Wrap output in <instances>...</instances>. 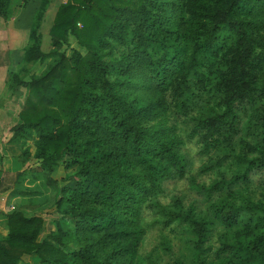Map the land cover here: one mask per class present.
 Returning a JSON list of instances; mask_svg holds the SVG:
<instances>
[{
  "label": "trees",
  "instance_id": "16d2710c",
  "mask_svg": "<svg viewBox=\"0 0 264 264\" xmlns=\"http://www.w3.org/2000/svg\"><path fill=\"white\" fill-rule=\"evenodd\" d=\"M13 1L0 0L5 21ZM37 29L24 62L54 63L28 82L11 75L27 96L9 142L26 146L35 136L34 152L23 154L46 175L75 170L55 201L73 228L57 221L39 241L43 219L12 211L0 264L25 255L39 264H144L145 211L186 238L193 256L170 264H264V202L241 191L264 169V0H68L53 19L48 54ZM168 113L190 125L200 155L216 156L198 176L218 172L219 181L190 180L211 217L180 198L158 201L163 184L183 180L188 167ZM217 227L227 234L212 262L203 247Z\"/></svg>",
  "mask_w": 264,
  "mask_h": 264
},
{
  "label": "rangeland",
  "instance_id": "374dc122",
  "mask_svg": "<svg viewBox=\"0 0 264 264\" xmlns=\"http://www.w3.org/2000/svg\"><path fill=\"white\" fill-rule=\"evenodd\" d=\"M68 0H48L42 6V0H14L12 3V16L5 21L0 18V240L8 235L6 215L12 211H22L27 216H39L43 219V230L39 241L49 233L55 231V222H61L65 228L72 229L73 223L62 217L56 210L55 201L59 197V190L75 173L74 169L65 171L59 166L54 173L46 175L41 171L39 163L23 154L25 149L34 152L35 136L26 140V146L20 143H10L11 130L18 123V114L23 108L27 96V89H14L10 85V77L17 74L25 82L38 78L54 63V59L33 63L24 62L25 49L30 45L29 34L35 22L38 23L37 34L40 40V49L48 54L50 45L49 30L52 26L56 11L61 4ZM69 44L74 51L80 48L73 38ZM68 54H71L70 52ZM169 121L177 125L178 131L184 138L181 153L185 157L188 167L183 180H169L163 184V192L158 201L163 205L172 204L173 200L180 198L183 208L193 207L201 216L211 217L208 204L200 190L191 187L190 180L195 178L196 184L207 187L219 181L218 172H211L198 176L201 168L215 160L214 152L210 155H200L202 146L197 139L189 140L190 125L183 123L168 113ZM225 163L223 176L229 180L234 173L230 165ZM244 195L255 202H264V169L250 176L248 186H242ZM157 218L149 211L143 213V224L146 228L145 236L139 249V256L144 264L155 261L158 264H170L174 260L193 256L189 252L186 238L181 230L163 228L156 222ZM223 230L215 228L209 241L204 245L207 251V260L216 262L215 252L221 245L224 236ZM19 264H39L33 255H25Z\"/></svg>",
  "mask_w": 264,
  "mask_h": 264
}]
</instances>
